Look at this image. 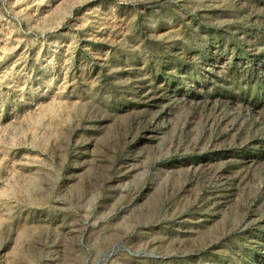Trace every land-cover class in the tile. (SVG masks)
Returning a JSON list of instances; mask_svg holds the SVG:
<instances>
[{
    "label": "rangeland",
    "instance_id": "1",
    "mask_svg": "<svg viewBox=\"0 0 264 264\" xmlns=\"http://www.w3.org/2000/svg\"><path fill=\"white\" fill-rule=\"evenodd\" d=\"M0 264H264V0H0Z\"/></svg>",
    "mask_w": 264,
    "mask_h": 264
}]
</instances>
